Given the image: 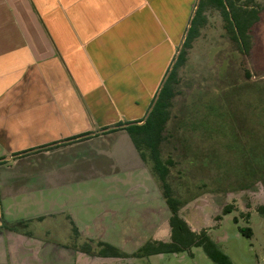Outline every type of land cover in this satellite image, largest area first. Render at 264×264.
<instances>
[{
	"label": "rangeland",
	"instance_id": "1",
	"mask_svg": "<svg viewBox=\"0 0 264 264\" xmlns=\"http://www.w3.org/2000/svg\"><path fill=\"white\" fill-rule=\"evenodd\" d=\"M249 1L260 20L251 30L247 56L226 35L220 12L207 13L208 23L178 71L162 148L164 158L174 161L170 183L183 203L180 215L193 231H206L234 264H264V0ZM178 46L174 42L172 52ZM109 137L67 153L91 157L89 163L74 162L71 171L61 157L45 162L70 182L59 187L39 181L37 187L31 184L32 193L2 198L3 218L32 220L20 231L32 234L14 233L27 243L7 242L1 234L0 258L10 264H79L70 248H96L104 241L132 255L147 242H170L171 214L159 184L134 147ZM93 149L102 150V158ZM3 183L0 173V188ZM225 208L232 212L225 215ZM51 214L56 215L47 217ZM41 216L43 221L36 219ZM71 221L83 234L75 236ZM241 228L251 229L250 238ZM37 243L48 246L41 251ZM81 259L82 264H214L200 247L143 260Z\"/></svg>",
	"mask_w": 264,
	"mask_h": 264
},
{
	"label": "crops",
	"instance_id": "2",
	"mask_svg": "<svg viewBox=\"0 0 264 264\" xmlns=\"http://www.w3.org/2000/svg\"><path fill=\"white\" fill-rule=\"evenodd\" d=\"M199 1L0 0L4 218L3 197L32 193L31 184L39 181L59 187L70 182L65 172L46 167L51 158L66 159L71 171L74 162L89 163L91 157L67 153L108 136L135 151L125 130L107 132L146 119ZM91 152L103 156L102 150ZM1 234L7 242H28L19 234ZM0 264L10 263L0 258Z\"/></svg>",
	"mask_w": 264,
	"mask_h": 264
},
{
	"label": "trees",
	"instance_id": "3",
	"mask_svg": "<svg viewBox=\"0 0 264 264\" xmlns=\"http://www.w3.org/2000/svg\"><path fill=\"white\" fill-rule=\"evenodd\" d=\"M249 2V0H201L173 70L146 120L142 119L136 122H129L124 128H120L122 124H119L117 129L107 132L112 133L125 130L143 162L149 167L153 179L159 184L163 199L171 214L169 219L170 242H147L132 255H129L122 249L101 241L97 243L96 248L88 244L83 245L81 248L83 252L102 258L133 257L143 260L152 256L191 252L192 248L200 247L214 264H234L230 257L219 248L218 244L211 239L206 231L200 233L193 231L180 215L183 203L176 196L174 187L170 183V174L174 167V161L171 158H164L162 148L166 140L165 134L171 117L173 101L176 96L178 71L186 65L189 51L193 48L194 43L201 35L202 29L208 23L207 12L211 10L220 12L226 35L247 56L251 50V30L260 20L259 9L254 5L251 6ZM5 163L0 162V165ZM260 211L264 214V207ZM231 212V208H225L224 210L225 215ZM247 218H249V214ZM0 219L2 220L1 227L14 232H20L21 229H28L32 223V220H20L14 223H8L3 217H0ZM37 219L43 221L45 217H39ZM71 224L75 236H79L80 231L74 221H71ZM240 232L250 238L252 231L250 228H241ZM24 234L29 235L32 233L24 231Z\"/></svg>",
	"mask_w": 264,
	"mask_h": 264
},
{
	"label": "flooded vegetation",
	"instance_id": "4",
	"mask_svg": "<svg viewBox=\"0 0 264 264\" xmlns=\"http://www.w3.org/2000/svg\"><path fill=\"white\" fill-rule=\"evenodd\" d=\"M3 217V216H2ZM4 219V218H3ZM5 220V219H4ZM5 221H7V220H5ZM8 223H10V222H8ZM1 225H2V220L0 219V229L2 230H5V232H11V233H15L14 231H9L8 229H5V228H3V227H1ZM79 229V228H78ZM80 231V230H79ZM18 233V232H17ZM21 234V233H20ZM22 234H24V233H22ZM21 234V235H22ZM81 234H83V232H81L80 231V235ZM24 236H26L25 234H24ZM27 237V236H26ZM37 240V239H36ZM37 245H39L38 247H40V249H41V251H43L47 246H48V244L47 245H45L44 247H41L40 246V244H38L37 243ZM69 252L70 253H72L73 255H75L76 253L78 254V263L79 264H82V259L81 258H83V257H86V258H88L89 260H92V261H94V260H100V258H102V257H98V256H94V255H90V254H88V253H85V252H83L81 249L80 250H75V249H73V248H70V250H69ZM99 258V259H98ZM120 259H124V258H120Z\"/></svg>",
	"mask_w": 264,
	"mask_h": 264
},
{
	"label": "water",
	"instance_id": "5",
	"mask_svg": "<svg viewBox=\"0 0 264 264\" xmlns=\"http://www.w3.org/2000/svg\"><path fill=\"white\" fill-rule=\"evenodd\" d=\"M199 2H200V1H199ZM199 2H198V4H197V6H196V10L199 8ZM191 24H192V23H191ZM191 24H190V26H189V29L191 28ZM188 32H189V31H188ZM188 32H187V34H188ZM186 36H187V35H186ZM185 38H186V37H185ZM184 42H185V40H184ZM184 42H183V45H184ZM183 45H182L181 48L179 49V52H178V54H177V56H176V59H175L173 65H172V67H171V69H170L169 75L171 74V72H172V70H173L174 64L176 63V60H177L178 55L180 54V52H181V50H182V48H183ZM169 75H168V77H169ZM168 77H167V79H168ZM167 79L164 81V83H163V85H162V87H161V90H162L164 84L166 83ZM161 90L159 91V94H160ZM159 94H158L157 98L155 99V102H154V104H153V106H152L150 112H151L152 109L154 108V106H155V104H156V102H157V100H158V98H159ZM149 114H150V113H149ZM149 114H148V115H149ZM148 115H147V117H148ZM147 117H146V118H147ZM145 120H146V119H145ZM7 159L9 160V159H11V157H9V158H7Z\"/></svg>",
	"mask_w": 264,
	"mask_h": 264
}]
</instances>
